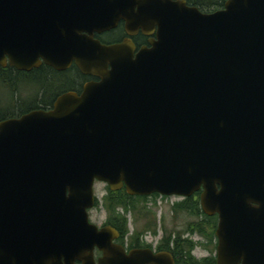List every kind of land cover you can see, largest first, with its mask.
<instances>
[{"label": "water", "instance_id": "1", "mask_svg": "<svg viewBox=\"0 0 264 264\" xmlns=\"http://www.w3.org/2000/svg\"><path fill=\"white\" fill-rule=\"evenodd\" d=\"M149 1L158 40L118 59L122 46L76 38L91 29L68 26L73 0H0V64L34 66L45 48L102 79L53 110L0 122V264H93L95 246L101 264L129 261L135 253L108 239L115 230L89 221L96 181L130 196L201 191L203 212L219 215L215 264H264L257 218L239 222L241 167L264 175V0L212 13ZM144 264L174 262L148 249Z\"/></svg>", "mask_w": 264, "mask_h": 264}, {"label": "flooded vegetation", "instance_id": "2", "mask_svg": "<svg viewBox=\"0 0 264 264\" xmlns=\"http://www.w3.org/2000/svg\"><path fill=\"white\" fill-rule=\"evenodd\" d=\"M86 1V2H85ZM149 0H73L69 6L74 7L72 11L66 12L74 13L71 15V22L68 26H75L77 29L89 27L90 31H81L76 33L75 36H86L93 41L100 43L103 46H122L121 54L118 59H124L127 56H132L134 59L144 48H150L153 41L158 40L159 25L155 16L144 12L148 7ZM171 3L185 2L187 7H196L193 0H170ZM79 3L80 8H79ZM89 5H85V4ZM226 3V2H225ZM78 4V5H77ZM77 5V6H76ZM224 8V7H223ZM78 9V11H75ZM91 9L94 15L84 14L82 11ZM202 13H212L215 11L202 10ZM222 9V8H220ZM218 9V10H220ZM74 19V20H73ZM77 20V21H76ZM52 24V23H51ZM100 25H104L100 28ZM112 25V26H109ZM106 27V28H105ZM71 51H75L77 46L75 43L66 45ZM75 46V47H74ZM69 49L62 48L66 52ZM43 50V49H42ZM43 54L35 57L34 66L20 69L17 66L10 64L9 57L0 64V84L4 87L5 95H0V122L20 118L36 110L50 111L55 108L56 103L66 94H75L77 97L82 96L87 85L100 83L102 79L94 74L85 73L77 61L73 59L70 64L65 66L61 61L66 60L64 56L59 53L55 56L49 52V49L44 48ZM33 56V54L29 55ZM47 60L60 61L55 64L47 63ZM240 185L239 191V222L241 225H247L245 218L251 216V219L257 218L259 231H264V175L263 174H250L245 172V165L240 169ZM103 184L106 189V196L103 198V205L105 208L106 217H100L96 211L99 204L96 186ZM95 204L89 210V221L96 225L100 230L112 228L115 231L108 233V239L118 249H123L127 256L135 255L124 264H144V251L151 250L154 254L170 253L174 264H186L181 260L176 253L174 244L168 243L164 240L163 236L159 238H151L141 231L129 230V224L124 228L122 218L125 215L123 207L118 206L115 210H109L106 207L108 202L110 190L106 183L95 182ZM120 191H125V188ZM118 192V191H116ZM201 191L195 193L192 198L196 200L199 197L200 201ZM155 194L147 196L153 198ZM159 197V196H158ZM191 198V197H190ZM249 208L251 214L244 211V207ZM201 206V203H200ZM211 220L216 221V229L219 223V215L208 216ZM263 217V224L261 218ZM204 220V218H202ZM250 226V225H249ZM215 229V232H216ZM206 237V236H205ZM203 238V237H202ZM205 248L206 254L200 258H194L197 261L204 262L207 259L215 257L217 261V248L219 244L218 238L206 237ZM249 238L240 237L238 240L242 245L248 244ZM57 241V239H54ZM62 241V239L60 240ZM51 245L52 242H51ZM56 243H54V246ZM52 247V246H51ZM249 246L243 245L240 251L244 252ZM194 252V251H193ZM94 263L101 264L100 260L104 258V251L98 246L93 249ZM243 259V258H242ZM58 264H66V258L60 256ZM243 260L241 261V263ZM77 264H84L81 260H76ZM108 264L107 262H103ZM214 263V264H215Z\"/></svg>", "mask_w": 264, "mask_h": 264}, {"label": "trees", "instance_id": "3", "mask_svg": "<svg viewBox=\"0 0 264 264\" xmlns=\"http://www.w3.org/2000/svg\"><path fill=\"white\" fill-rule=\"evenodd\" d=\"M227 0H193L194 5L198 6V8L202 10H208V11H215L220 8H223L225 5V2ZM159 196V194H155V197ZM108 202L106 204V207L109 210H115L118 206L123 207L125 211V215L122 218L124 228L128 226L129 219L127 217V213L131 211H136L138 209V206L136 205L137 199L140 200H148L147 196H130L127 194L126 191H118V192H112L110 191L109 196H107ZM173 210L175 212H188L189 214L198 217L199 219L201 217H204L203 219H200L196 222H192L189 227V233L192 235H204L206 237H215V229H216V221L211 220L210 217L205 215V213L202 211V208L200 206L199 197L194 200L191 198H185L182 201L176 203L173 205ZM158 225L155 224L153 227L147 226L144 231L141 232H148L152 231L154 235L158 234ZM164 240L168 241V243L174 244L176 253L179 255L180 259L185 261L186 264H214L215 263V257L212 259H207L204 262L197 261L193 256V251L197 247L198 244L202 245L203 242H196L193 237H184L181 232H167L164 231Z\"/></svg>", "mask_w": 264, "mask_h": 264}, {"label": "rangeland", "instance_id": "4", "mask_svg": "<svg viewBox=\"0 0 264 264\" xmlns=\"http://www.w3.org/2000/svg\"><path fill=\"white\" fill-rule=\"evenodd\" d=\"M4 87L0 84V95L4 97L7 95L4 92ZM5 94V95H4ZM97 196L100 199L96 213L102 217H106L105 208L103 205V198L106 196L105 186L101 183L96 186ZM136 205L138 209L136 211H131L128 213L127 217L129 219V230L131 231H144V229L149 226L153 227L155 224L158 226V234L156 237L164 236V231L167 232H181L184 237H193L196 241L203 242V245L198 244L197 248L194 250V255L200 258L202 255L206 254L205 241L206 237L204 235H192L189 233V227L192 222H196L200 219L196 216L189 214L188 212H175L173 210V205L182 201L183 198L174 196L168 199L156 198L155 200L149 198L148 200L137 199ZM148 238L150 235H154L152 231L145 233ZM154 237V236H153ZM203 237V238H202Z\"/></svg>", "mask_w": 264, "mask_h": 264}]
</instances>
